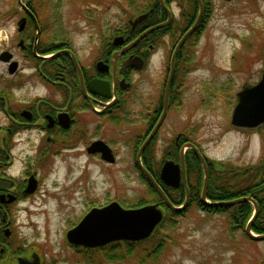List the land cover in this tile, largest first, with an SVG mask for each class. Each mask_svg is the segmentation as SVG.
I'll list each match as a JSON object with an SVG mask.
<instances>
[{
  "label": "rangeland",
  "instance_id": "rangeland-1",
  "mask_svg": "<svg viewBox=\"0 0 264 264\" xmlns=\"http://www.w3.org/2000/svg\"><path fill=\"white\" fill-rule=\"evenodd\" d=\"M27 1L32 0H22ZM144 3L146 0H42L41 7L44 15L55 14L62 19L82 60L89 62L95 58L99 35L141 14ZM209 6L210 16L195 47L198 61L205 58L202 61L207 71L197 77L183 100L176 98L160 132L162 140L151 153L159 158L162 142L165 145L178 131L194 130L191 138L210 160L255 164L264 154V128L254 133L242 131L230 125V116L235 93L243 84L257 82L264 67V0H209ZM21 11L18 0H0V50L12 42L16 15ZM196 105V111L190 109ZM120 128L102 119L99 129L100 135L118 141L114 164L105 165L77 151L39 169L42 185L11 209L14 220L8 243L13 251L6 264H16L17 255L29 257L33 251L41 257V264H264V241H249L241 230L228 227L226 214L208 213L195 203L185 214L175 216V223L166 209L155 239L137 246L126 258L107 262L100 253L92 257L84 247L68 244L66 230L92 206L117 200L132 207L157 200L135 166L136 150L125 144L130 134H115ZM85 129L95 131L92 122ZM29 154L28 164L33 163L34 150ZM20 167L16 161V169ZM201 184H197L198 190ZM161 237L165 238L164 248L155 262L150 257L143 259Z\"/></svg>",
  "mask_w": 264,
  "mask_h": 264
},
{
  "label": "flooded vegetation",
  "instance_id": "flooded-vegetation-1",
  "mask_svg": "<svg viewBox=\"0 0 264 264\" xmlns=\"http://www.w3.org/2000/svg\"><path fill=\"white\" fill-rule=\"evenodd\" d=\"M19 1L22 11L16 15L18 22L12 42L0 50V55L4 51L11 55L8 61L0 59V197L3 199L0 201V253L6 252L4 262L13 251L6 244L8 240L1 238H8L11 233L14 220L11 209L42 185L40 168H48L56 158L62 159L77 151L105 165L116 162L118 141L99 134L102 119L121 127L115 133L117 136L130 134L125 144L136 150L138 173L152 186L139 168L137 154L154 131L140 156L143 167L165 194V190L168 194H180L181 188L186 194V186L189 198L190 194H200L201 200V190L197 193L199 180H195L192 172L197 169L188 162L195 152L185 145H194L203 155L208 176L210 168L216 171L218 166L193 141L194 130L178 131L165 145L162 142L159 158L151 151L162 140L160 132L173 112L176 98L183 100L197 77L201 78L207 71L202 61L205 58L198 61L195 47L210 16L209 0H163L166 7L157 0L159 6H148L142 12L147 17L135 26L130 22L135 17H131L113 31L101 33L95 58L89 62L82 60L62 19L55 14H43L42 0ZM160 23L165 25L149 31L128 47L141 33ZM12 62H16L14 71H10ZM196 107L189 108L196 111ZM88 122L93 123L94 133L86 131ZM97 141L107 145L114 161L103 159L99 150H88ZM30 150L35 154L33 163L28 164ZM182 150L185 185L181 179L178 185H167L160 176L162 166L166 160L180 163ZM16 161L21 164L19 169ZM200 165L204 174L201 162ZM30 179L35 187L34 191L27 192ZM152 190L159 194L154 186ZM9 198H12L10 202ZM208 201L216 202L209 198ZM240 230L245 231V226Z\"/></svg>",
  "mask_w": 264,
  "mask_h": 264
},
{
  "label": "water",
  "instance_id": "water-1",
  "mask_svg": "<svg viewBox=\"0 0 264 264\" xmlns=\"http://www.w3.org/2000/svg\"><path fill=\"white\" fill-rule=\"evenodd\" d=\"M159 2L162 6L166 7L163 0H159ZM146 17L147 13H143L130 22L132 23V26H135ZM163 25H165V23L156 24L148 28L132 41L128 47L134 45V43L149 31L157 29ZM188 34L189 32L183 36L177 47L180 46ZM262 51L264 53V43L262 44ZM10 57L11 55L7 51L2 52L0 55V59L3 61H8ZM15 64L16 62L10 64V71H14ZM230 124L233 127L245 130H255L264 125V67L261 76L256 83H245L236 93V104L234 105L230 116ZM153 132H151L148 138L143 142L138 151L137 160L139 168L144 171L149 181L161 196L162 202L168 208L177 211L183 210L187 206L189 199L187 187L185 186L186 194L183 204L180 206L174 205L140 162L141 153L153 135ZM185 146L192 148L204 168L201 201L209 206L229 205L245 201L250 202L253 205V213L245 226V232L254 240H264V233L254 234L251 230L252 222L258 213L257 202L251 196H242L226 201L208 202L206 200V190L208 185L206 161L194 145L188 143ZM88 150L91 152L99 150L102 153L103 159L109 162L114 161L110 149L102 141L95 142ZM183 152L184 150L181 151L180 163L166 160L162 166L160 176L167 185H178L180 179L185 185ZM34 187L35 183L30 179L26 191L32 192L34 191ZM11 199L12 198H9L7 201L10 202ZM0 201H3L2 196L0 197ZM163 218L164 210L161 208L159 202L146 203L136 207H125L119 201L112 200L102 206L91 207L74 226L66 230L65 239L70 245H81L89 249L100 248L116 241H141L149 238L153 234ZM16 264H41V257L35 251H33L29 257L18 255L16 257Z\"/></svg>",
  "mask_w": 264,
  "mask_h": 264
},
{
  "label": "trees",
  "instance_id": "trees-1",
  "mask_svg": "<svg viewBox=\"0 0 264 264\" xmlns=\"http://www.w3.org/2000/svg\"><path fill=\"white\" fill-rule=\"evenodd\" d=\"M151 5L159 6L157 0H153V3L151 4H149L148 1L146 0V4L144 3V5H142L139 12L145 11L147 7ZM260 129L261 128H259V130ZM190 157L191 158L188 159L189 166L197 169L195 173L194 171H192L193 177L195 178L196 181L199 180L198 182L201 181L203 183V171L200 162L194 153H192V156ZM211 162L216 164L219 169L215 171L214 168H210V176L208 180L206 196L212 201L231 200L242 196H251L257 202L259 207L257 216L252 224V230L256 233H264V154L259 158L258 162H256L255 164H248L246 166L231 165L230 163H224L221 161H214V160H211ZM148 185L152 190L153 186L150 183H148ZM194 190L196 191L195 188ZM167 191L168 190H165L166 196L174 205H179L183 202L185 196L184 188H181L180 194H168ZM199 192L200 190H198L197 188V193ZM156 195H157L156 201L162 204L163 207H165L160 195L159 194ZM156 201H152V202H156ZM196 202H200V203L197 204ZM145 203L143 202L138 203L137 206ZM194 203L197 204L203 211H206L208 213L226 214V216L229 218L228 227L233 230H240L244 228L245 224L247 223L248 219L250 218L253 212V206L248 201L238 202L232 205H221V206L204 205L203 203H201L200 194H190L189 203L183 210L180 211L171 210L167 207H165V210L167 209L171 212L170 217L172 218L171 220H173L175 216L185 214V212ZM165 217L166 214L162 222L157 226V228L153 232V234L145 240L116 241L100 248H93V249L84 248V251L86 254L92 257L94 255L98 256L100 253L107 262L113 261L120 257L122 258L129 257L132 254H134L137 246H140L141 244L147 245L148 243L152 242L155 239L154 235L157 236L156 232L160 228L161 224L165 221ZM174 221L176 220H173V223H175ZM1 238L4 241L8 240V238H4V236H2ZM164 241L165 238L163 237H161L160 239H156L154 241L155 244L153 245V247H151L150 250L145 252L143 259L151 260L148 259V257H150L152 258V261L155 260L158 254L161 253V251L164 248ZM6 244L9 247V243L6 242ZM5 256H6V252L4 250L3 253H0V264H6L4 262Z\"/></svg>",
  "mask_w": 264,
  "mask_h": 264
}]
</instances>
